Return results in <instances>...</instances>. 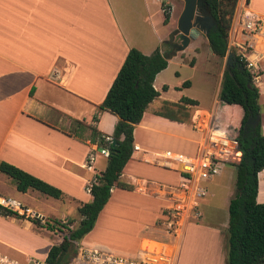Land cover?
I'll return each mask as SVG.
<instances>
[{"label": "crops", "instance_id": "0c3cea01", "mask_svg": "<svg viewBox=\"0 0 264 264\" xmlns=\"http://www.w3.org/2000/svg\"><path fill=\"white\" fill-rule=\"evenodd\" d=\"M167 2L171 7L169 23H172L174 4L173 0ZM153 3L164 14L158 0H0V162L12 164L59 188L63 192L59 199L68 198L74 201L77 210L82 203L91 201V193L85 191V186L94 174L86 171L83 163L90 143L98 140L92 141L89 128L81 131V137L79 131L75 134L68 133L71 120H81L86 125L95 127L102 135H112L118 117L108 111L99 110L98 106L128 51L136 48L141 53L150 55L165 38H160L157 21L153 20L157 11L153 8ZM248 5L264 18V0H248ZM177 19L176 16V23L171 25V31L176 28ZM143 26L148 27L144 36L138 34ZM240 29L233 18L229 32L232 40L239 39ZM197 38L198 35H194L188 46ZM263 45L264 40L255 41L251 56L262 70L264 50L260 48ZM183 50L171 56V52L160 49L167 57V67L154 79L153 86L159 92L155 99L162 101L159 108L166 107L171 112L164 109L161 114L152 111L150 116L161 126L184 127L178 136L177 146L181 150L195 152L198 136L190 127L195 110H211L219 103L226 108H232L237 118L234 123L235 131L240 126L243 110L239 105H226L219 100L222 67L215 99L208 106L203 107L190 97L187 98L197 104H185L181 101L183 96L170 101L166 97L167 85V89H163L164 94L160 93L161 84L158 81L162 73ZM227 52L234 53L229 47ZM257 88L261 111L262 91L260 87ZM172 107L176 110L191 108L189 123L185 124L184 119H169L174 113ZM146 111L147 108L141 121L134 126V150L120 175V181L129 184L131 189L116 185L111 189L110 198L98 214L94 227L79 241L78 247L105 250L103 248L111 246L108 244H113L112 246L119 248L116 253L135 254L147 238L159 235L156 223L170 201L162 194H157L156 187L174 185L171 178L178 175L180 181V175L144 161V158L153 159L155 154L172 151L170 148L150 150L144 147L145 141L138 137V129L151 131L156 128L154 125L145 124L148 116ZM260 111L258 123L260 122L261 132L264 134V119ZM94 115L97 116V121L93 120ZM249 125L252 126L250 123L247 127ZM106 164L105 158L98 157L95 163L97 173L100 174ZM228 173L225 165L222 172L211 180L216 178V183H222L223 177ZM257 178L256 201L264 203V173L260 171ZM10 180L11 178L0 173V189ZM143 183H146V190L138 191V186ZM32 191L36 190H17L30 198ZM138 193L141 195L136 197L137 202L142 205L140 210L136 208L135 212H130L125 205L122 207L123 214L110 212L113 213L112 220L107 227L108 222L105 224L104 221L109 212L105 210L119 199L131 203V196ZM37 213L41 214L42 223H52L55 219L61 222L72 220L70 228H76L81 219L79 217L75 220L65 213L59 218L46 212ZM114 214L120 218H115ZM60 240L61 234L57 229L38 226L28 218L0 215V256L17 264H45L49 248ZM219 245L220 264H225L226 254L222 245ZM69 264L87 263L72 258Z\"/></svg>", "mask_w": 264, "mask_h": 264}, {"label": "trees", "instance_id": "16d2710c", "mask_svg": "<svg viewBox=\"0 0 264 264\" xmlns=\"http://www.w3.org/2000/svg\"><path fill=\"white\" fill-rule=\"evenodd\" d=\"M237 2L238 0H205L216 21V26L208 32V45L219 58L225 57L228 51V34ZM164 17L167 22L170 13L164 12ZM166 67L167 57L159 48L150 55H145L136 48L128 51L98 106L99 110L116 115L118 121L112 133L114 142L110 145L106 167L91 188L92 199L78 207L81 215L78 226L70 228L72 220L61 222L55 219L52 223H42L39 219L28 218L38 226L57 229L61 234L60 242L49 248L45 264H69L78 252L79 241L94 227L98 214L110 198L111 189L115 185L131 189L129 184L120 181V175L134 150V126L141 121L147 106L159 95L153 82L156 75ZM182 85L188 86L189 82L185 81ZM163 89L166 90L167 87L164 86ZM258 96V88L253 84L251 74L235 59L223 72L219 92L220 101L226 105H239L243 110L240 126L235 131L241 157L237 164H232L236 170V191L228 204L227 264H264V203L256 201L257 174L264 168V134L261 132L260 122L254 127L249 125L247 131L244 129L248 119L255 120L259 115ZM181 101L190 105L197 104L187 97H182ZM178 112L189 117L179 109ZM169 118L183 121L177 119L174 113ZM93 120L97 121L96 115ZM85 128H89L92 141L97 139L102 146V134L81 120L72 119L68 133L75 134ZM0 173L11 178L20 192L32 189L56 199L63 196L59 188L7 162H0ZM0 215L20 217L4 208H0Z\"/></svg>", "mask_w": 264, "mask_h": 264}, {"label": "rangeland", "instance_id": "374dc122", "mask_svg": "<svg viewBox=\"0 0 264 264\" xmlns=\"http://www.w3.org/2000/svg\"><path fill=\"white\" fill-rule=\"evenodd\" d=\"M238 3V2H237ZM173 17L172 23L169 20L165 22L164 14L160 12L159 6L153 3V8H156L157 29L159 31L161 40L159 49H163L171 52V44L168 43L169 36L172 33V26L176 23V16L179 17L184 3L182 0H173ZM237 6V4H236ZM172 25V26H171ZM147 26L141 28V34H146ZM230 32V30H229ZM198 38L193 40L189 46H187L181 53L177 54V57L169 64V67L162 73L158 83L161 84L159 88L160 93L164 94L163 87L167 85L168 92L166 97L170 101L178 100L180 97H190L196 99L201 106H208L215 99V93L218 89V83L220 79V68L223 72L227 69L226 56L219 58L212 53L208 46L207 37L204 32L199 31L197 33ZM166 39V40H165ZM263 44V42H261ZM261 50H264V45L261 46ZM227 55V54H226ZM188 81V86H183V82ZM164 85V86H162ZM261 95V114L264 119V84H260ZM160 99H155L149 107H147V114L145 124L154 125L156 128L151 131H143L138 129V137H142L145 141L144 147L150 150H163L170 148L174 152H180L184 154H193V151L181 150L177 146L178 136L181 135L184 127H165L156 124L152 120L150 113L152 111H161L164 109L167 112L171 110L159 108L161 104ZM173 108L174 114L185 120V124L189 123V117L186 118L178 112V109ZM183 113L192 114V109L188 108L184 110L179 108ZM216 114L220 116L221 126L228 132H234V123L236 121V112H233L232 108H226L222 104H217L215 107ZM234 113V116H233ZM218 116V117H219ZM149 118V120H148ZM168 118V117H167ZM170 119V118H169ZM64 120V119H63ZM151 120V121H150ZM173 124V123H172ZM153 129V128H152ZM81 137V132L79 133ZM189 149V148H188ZM229 173L223 177V182L216 183V178L213 180H207L202 183L208 191V194L199 200V212L202 216L200 219H189L184 229V236L182 243L180 244L179 251L176 257L175 264H220V245H222L223 252L226 254L228 251V202L229 199L235 194L236 186V170L231 164L226 165ZM98 169V168H97ZM178 175H173L171 182L177 184ZM178 181V182H177ZM155 187L154 185H150ZM33 192V191H32ZM34 191L30 197H25L21 193L17 192L14 186V182L10 180L9 183L0 189V194L4 196H12L24 205L29 207L35 212H46L49 215H53L56 218L61 217L64 213L69 217L77 220L81 215L77 210V205L70 199H55L53 197L46 196L39 192ZM137 195L131 196V203L122 202V200H116L114 205L110 206L105 212H109L108 217L105 218L104 223L108 222L107 227L111 223L110 212H121L123 206L129 207L130 212H135V209L142 207L141 203L137 202ZM123 214V213H122ZM115 218H120L119 215L114 214ZM108 219V221H107ZM48 229V228H47ZM53 230V229H50ZM109 231V230H107ZM112 232V231H109ZM107 249L109 251H117L118 246H112ZM128 254V253H126ZM225 258V264L227 259Z\"/></svg>", "mask_w": 264, "mask_h": 264}, {"label": "built area", "instance_id": "2783aa9c", "mask_svg": "<svg viewBox=\"0 0 264 264\" xmlns=\"http://www.w3.org/2000/svg\"><path fill=\"white\" fill-rule=\"evenodd\" d=\"M158 1L162 11L170 13L171 7L167 0ZM233 18L241 29L238 40H235V37L232 40L229 34V50L233 49L235 59L245 66L251 74L253 84L259 87L260 84H264V70L251 56L255 41L264 40V18L249 7L247 0L237 3ZM190 127L198 136L193 154L167 150L161 154H155L153 159L144 158L147 163L156 164L180 175V181L177 184L156 187L157 194H162L170 201V204L162 210L156 223L159 235L147 238L142 248L135 254L78 247L74 258L87 264H175L187 221L197 220L202 216L198 210L199 200L207 195V189L202 183L220 174L225 165L237 164L241 157L235 131L228 132L221 126L215 108L195 110ZM101 141L102 146L99 140L90 143L83 163L86 171L94 174L85 186L87 193H91V188L96 184L97 176H99L95 163L98 157L107 159L110 156V145L114 139L112 135L105 134L101 136ZM262 172L264 173V168ZM145 190L146 183L138 186V191ZM0 208L10 210L22 218L40 221L43 219L41 214L9 196H0ZM0 264L17 263L0 256Z\"/></svg>", "mask_w": 264, "mask_h": 264}, {"label": "water", "instance_id": "95a60500", "mask_svg": "<svg viewBox=\"0 0 264 264\" xmlns=\"http://www.w3.org/2000/svg\"><path fill=\"white\" fill-rule=\"evenodd\" d=\"M184 3L183 9L177 19V26L169 36L168 43L171 44L170 55L176 54L177 51L185 49L190 39L199 31L204 32L206 37L209 30L216 26V21L208 9L205 0H182ZM235 61L233 52H227L226 66L232 65ZM259 115L251 121L248 119L244 129L248 124L255 126L259 121ZM74 247V244L71 246Z\"/></svg>", "mask_w": 264, "mask_h": 264}, {"label": "flooded vegetation", "instance_id": "af4514ba", "mask_svg": "<svg viewBox=\"0 0 264 264\" xmlns=\"http://www.w3.org/2000/svg\"><path fill=\"white\" fill-rule=\"evenodd\" d=\"M213 28V27H212Z\"/></svg>", "mask_w": 264, "mask_h": 264}]
</instances>
